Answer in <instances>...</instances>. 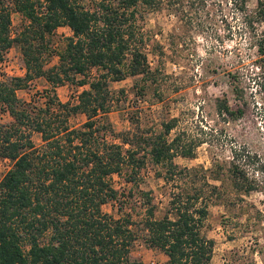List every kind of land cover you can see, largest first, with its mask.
Wrapping results in <instances>:
<instances>
[{
  "label": "trees",
  "instance_id": "obj_1",
  "mask_svg": "<svg viewBox=\"0 0 264 264\" xmlns=\"http://www.w3.org/2000/svg\"><path fill=\"white\" fill-rule=\"evenodd\" d=\"M248 1L232 0L244 15L245 28L253 33L257 52L264 55V0H255L252 10ZM181 2L0 0V62L16 47L24 69L22 75L0 78V113L10 116L0 123V157L11 163L0 178V264H144L133 255L139 242L162 251L167 264H212L214 241L202 229L210 205L222 194L211 180L224 184L229 179L239 194H248L254 186L244 170L232 160L224 177L214 168L175 164L176 156L192 157L198 146L184 133L170 137L176 118L151 134L133 121L130 129L117 132L109 119L111 81L138 77L141 82L135 88L143 95L160 76L144 50L143 13ZM13 12L25 21L14 35ZM63 26L71 34L54 51L57 63L45 68L44 54L52 53L50 37ZM257 27L262 28L259 33ZM39 78L50 85L41 98L18 97V90ZM65 83L86 88L74 102L62 103L55 88ZM233 92H239L236 86ZM216 107L231 118L243 114L226 98H218ZM77 113L86 119L72 128L68 117ZM34 133L40 135V145ZM148 156L163 167L165 185H173L167 193V212L155 216L150 190L141 191L145 213L140 220L104 212L103 205L119 200L110 176L122 174L137 184Z\"/></svg>",
  "mask_w": 264,
  "mask_h": 264
},
{
  "label": "rangeland",
  "instance_id": "obj_2",
  "mask_svg": "<svg viewBox=\"0 0 264 264\" xmlns=\"http://www.w3.org/2000/svg\"><path fill=\"white\" fill-rule=\"evenodd\" d=\"M255 3L249 0L248 10ZM11 18L14 35L25 21L17 12ZM140 23L147 43L144 50L152 68L160 69V76L147 85L143 95L135 88L141 82L138 77L110 82L113 107L109 119L114 129H130L133 121L142 132L158 133L162 123L176 118L170 137L184 133L198 146L192 157L176 156L175 164L214 168L222 176L229 161L240 166L254 190L239 194L229 179L224 184L211 180L220 185L222 197L210 205L202 233L214 241L212 264H264V55L257 52L251 40L253 33L245 28L244 15L232 0H182L175 7L143 13ZM257 28L259 33L262 28ZM70 34L67 26L52 34L50 51L54 55L44 54L45 68L57 63L54 51L64 46ZM23 72L21 53L12 47L0 62V78ZM233 86L239 92H233ZM45 88L50 85L39 78L18 90L17 95L25 101L33 97L38 100ZM84 88L65 83L57 86L55 93L62 103L74 102ZM218 98H226L234 109L241 107L243 114L236 118L220 114ZM85 119L82 113L73 114L68 124L78 128ZM9 120V115L0 113V123ZM32 138L40 145L39 134L34 133ZM10 166L9 160L0 157V178ZM163 170L148 156L137 184L127 182L122 174L111 175L119 200L103 205L102 210L115 218L130 215L140 220L145 213L141 191L150 190L155 216L162 217L167 212V193L173 188L171 183L165 185ZM133 255L144 264H167L162 251L146 248L141 242L135 244Z\"/></svg>",
  "mask_w": 264,
  "mask_h": 264
}]
</instances>
